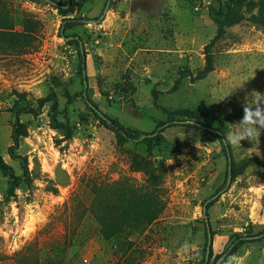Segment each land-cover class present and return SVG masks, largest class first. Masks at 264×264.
I'll list each match as a JSON object with an SVG mask.
<instances>
[{
    "label": "rangeland",
    "instance_id": "obj_1",
    "mask_svg": "<svg viewBox=\"0 0 264 264\" xmlns=\"http://www.w3.org/2000/svg\"><path fill=\"white\" fill-rule=\"evenodd\" d=\"M210 4L216 0H0L16 29L26 17L40 23L28 52L0 49V154L19 176L20 161L8 152L12 107L21 97L34 109L19 115L26 134L14 151L27 159L30 179L6 199L0 172V264H19L24 255L44 264H202L206 222L211 260L235 233L263 228L264 130L258 145H228L239 170L228 181L226 155L202 129L166 128L149 156L144 144L117 143L80 96L68 107L69 133L54 126L50 102L43 100L54 92L63 111L69 95L83 89L78 39L87 93L104 113L150 132L159 121L182 119L167 111L189 108L212 115L225 135L242 117L245 95L264 93V32L247 20L227 26L210 47L213 69L195 79L216 31ZM72 17L79 23L61 30ZM139 157L160 174L164 210L145 231L106 240L85 210L89 185L125 176L144 183L147 175L134 163ZM221 186L205 216L204 201ZM221 264H264V238L245 243Z\"/></svg>",
    "mask_w": 264,
    "mask_h": 264
},
{
    "label": "trees",
    "instance_id": "obj_2",
    "mask_svg": "<svg viewBox=\"0 0 264 264\" xmlns=\"http://www.w3.org/2000/svg\"><path fill=\"white\" fill-rule=\"evenodd\" d=\"M208 14L212 21L216 24V31L213 38L205 45L204 54L205 62L201 70L194 77L201 79L213 69V55L210 47L213 41L219 39L225 33V28L232 24L242 21H250L258 25L264 32V0H216V5L208 6ZM79 23V18H64L61 30L71 28ZM40 26L37 19L26 17L21 28H15L13 17L7 11H0V49L9 50L17 53H26L35 42V34ZM65 37L67 35H64ZM79 54V75L82 79L83 89L80 92L69 95L63 111L59 110L58 101L54 92H50L44 101L50 102V116L54 126L60 130H66L68 133L70 128L68 107L73 100L80 96L84 103L98 116L101 123L114 133L117 143L125 141H134L144 144L147 150V155L152 154L153 147L160 140L161 132L168 127L184 124L193 128L202 129L208 134L215 137L221 149L227 158V174L230 181L239 173L233 164H231L229 146L223 142L224 133L212 125V115L205 112L195 111L189 108H177L172 111H167L173 115H179L182 119H170L167 121H159L155 128L150 132L141 131L139 129L124 125L118 118L111 117L104 113L101 108L94 103L87 93V74L85 72L84 53L81 48V42L74 39ZM181 76H185L182 72ZM181 77L176 79L172 86V90L176 89ZM21 98L14 102L12 110L14 112V121L11 128L12 144L9 146L8 152L11 158L19 159L22 169V176L15 173L14 169L8 164L0 154V172L6 178L5 198L15 196V190L20 185L23 179H30L27 159L24 156L16 154L14 151L19 145V140L26 134V126L19 119L22 112H34V109L27 104L22 103ZM21 102V103H20ZM205 118L206 122L200 120ZM193 123L191 124V122ZM141 158V157H139ZM136 170H141L147 175L144 183L135 184L133 180L125 176L116 182H108L101 180L93 181L89 185L91 198L85 210L90 212L99 226L100 235L111 240L121 234L141 233L153 223L162 213L165 207L163 190L160 174L157 173V168L152 161L147 158L141 160L135 159ZM224 190V186L219 187L214 193L204 201L206 205L205 216H207L208 207L215 201L216 196ZM264 207V197H263ZM205 235L207 244V231L205 227ZM264 238V226L256 232H247L244 234L235 233L225 250L211 260L209 253L205 259V254L202 259V264H221L228 256L236 253L239 248L245 243L259 241ZM211 252V246H210ZM48 264H60V260L48 259ZM19 264H44L38 257H27L24 255L20 259Z\"/></svg>",
    "mask_w": 264,
    "mask_h": 264
},
{
    "label": "clouds",
    "instance_id": "obj_3",
    "mask_svg": "<svg viewBox=\"0 0 264 264\" xmlns=\"http://www.w3.org/2000/svg\"><path fill=\"white\" fill-rule=\"evenodd\" d=\"M242 113L235 127L223 136L225 145L241 148V141L244 140L258 145V137L264 130V93L255 90L247 93L242 103Z\"/></svg>",
    "mask_w": 264,
    "mask_h": 264
},
{
    "label": "water",
    "instance_id": "obj_4",
    "mask_svg": "<svg viewBox=\"0 0 264 264\" xmlns=\"http://www.w3.org/2000/svg\"><path fill=\"white\" fill-rule=\"evenodd\" d=\"M228 181H229V177H228ZM205 209H206V205L204 204L203 205V214L205 213ZM206 231H207V244H206V250H205V259L208 258V255L210 253V246H211V242H212V235H211V231H210V227H209L208 222H206Z\"/></svg>",
    "mask_w": 264,
    "mask_h": 264
}]
</instances>
